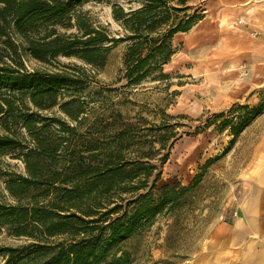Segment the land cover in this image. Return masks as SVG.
Returning a JSON list of instances; mask_svg holds the SVG:
<instances>
[{"label": "rangeland", "instance_id": "rangeland-1", "mask_svg": "<svg viewBox=\"0 0 264 264\" xmlns=\"http://www.w3.org/2000/svg\"><path fill=\"white\" fill-rule=\"evenodd\" d=\"M189 4L203 18L175 35L163 80L127 85L124 41L106 45L101 67L77 57L41 62L25 54L29 72H63L77 84L60 88L59 104L49 110H38L19 91L13 102L19 112L57 116L65 125H53L56 133L69 137L80 154L90 156L84 147L97 145L99 156L89 159L98 172L119 154L136 164L137 174L149 173L151 181L159 175L157 188L188 186L201 175L180 206L163 209L119 246L118 264H264V0ZM75 9L115 38L125 35L113 3L84 0ZM65 112L83 113L75 121ZM243 118L249 122L233 135L231 124ZM70 126L74 132L62 131ZM0 168V202L16 203L3 172L24 174V164L1 154ZM31 242L0 225V248ZM6 259L2 252L0 264Z\"/></svg>", "mask_w": 264, "mask_h": 264}, {"label": "trees", "instance_id": "trees-1", "mask_svg": "<svg viewBox=\"0 0 264 264\" xmlns=\"http://www.w3.org/2000/svg\"><path fill=\"white\" fill-rule=\"evenodd\" d=\"M82 1L0 0V155L11 154L25 168L24 174L3 172L16 203L0 202V225L33 239L0 248L7 255L4 264H118L119 246L163 209L180 206L201 176L188 186L157 188L159 175L151 181L149 173L137 174L136 164L119 154L98 172L89 159L99 156L97 145L84 147L90 156L80 154L69 137L56 133L54 126L65 125L57 116L15 108L17 91L38 110H49L59 104L60 88L77 84L67 73L29 72L25 54L41 62L77 57L101 67L110 50L106 45L124 41L122 79L140 85L166 78L163 70L176 52L175 35L189 32L203 18L190 0H96L113 3V17L125 31L115 38L108 28L75 12ZM58 25L75 31L60 32ZM65 113L78 121L83 112ZM254 113L251 109L249 115ZM248 122L243 118L231 124L232 134L239 135Z\"/></svg>", "mask_w": 264, "mask_h": 264}, {"label": "crops", "instance_id": "crops-1", "mask_svg": "<svg viewBox=\"0 0 264 264\" xmlns=\"http://www.w3.org/2000/svg\"><path fill=\"white\" fill-rule=\"evenodd\" d=\"M241 224H242V219L237 220L236 225H241Z\"/></svg>", "mask_w": 264, "mask_h": 264}]
</instances>
